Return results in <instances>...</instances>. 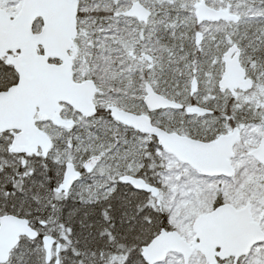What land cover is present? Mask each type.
<instances>
[{
	"label": "snow or ice",
	"instance_id": "snow-or-ice-1",
	"mask_svg": "<svg viewBox=\"0 0 264 264\" xmlns=\"http://www.w3.org/2000/svg\"><path fill=\"white\" fill-rule=\"evenodd\" d=\"M21 7V0H0V25H18ZM10 68L0 61V71ZM18 81L13 72L10 83ZM110 133V126L73 123L43 154L15 151L12 135L0 133V224L19 226L8 243L0 232V264H173V256L174 264H191L187 247L149 260V247L173 227L171 208L161 207L166 198L153 195L162 187L164 157L159 150L143 155L127 132ZM174 179L184 181L177 183L183 190L193 177L185 171ZM222 249L214 248L216 264H264V239L238 253L220 255Z\"/></svg>",
	"mask_w": 264,
	"mask_h": 264
},
{
	"label": "water",
	"instance_id": "water-1",
	"mask_svg": "<svg viewBox=\"0 0 264 264\" xmlns=\"http://www.w3.org/2000/svg\"><path fill=\"white\" fill-rule=\"evenodd\" d=\"M22 5V20L18 25H0V57L8 52H17L7 63L19 74L18 83L9 86L6 91H0V133L4 130L14 131L12 148L15 151L30 153L39 149L43 154L51 147L52 142L36 126L35 115L46 116L54 126L69 129L74 121L63 119L59 115L57 111L60 104L64 103L86 117L92 116L96 113L93 97L97 88L91 79L75 82L72 77L69 51L77 34L78 0H23ZM211 12L204 5H198V20H216L219 17L236 19L227 12ZM124 14L143 22L149 15L138 2H134ZM36 19L41 20V29L38 33H33L32 27ZM238 52L237 47L232 46L224 53V72L218 81V89L221 92L228 90L231 95L236 89L245 91L252 87L250 78H246L245 70L238 61ZM50 60L57 62L51 63ZM196 87V79L193 78L190 93ZM144 92L143 103L147 111L183 108L180 103L155 93L148 84ZM108 110L112 119L140 133L154 136L163 150L202 175L227 178L234 176L235 171L229 160L233 155V146L239 139L238 128H233L231 132L214 140L203 142L167 132L153 125L146 114H136L113 105ZM185 111L200 115L211 113L209 109L195 106L187 107ZM247 155L264 166V136ZM138 183L141 187L147 186ZM158 194L159 190L153 189V195L156 197ZM18 230L19 226L15 222L0 224L5 243ZM192 230L194 237H200L198 244L194 237L187 242L175 230L161 233L147 250L149 260H161L168 252L187 247L188 254L199 251L207 264H215L216 245H223L220 255H228L230 252L246 251L253 241L264 239L259 221L252 218L250 203L239 209L228 203L219 204L211 211L199 214L193 221Z\"/></svg>",
	"mask_w": 264,
	"mask_h": 264
},
{
	"label": "rangeland",
	"instance_id": "rangeland-1",
	"mask_svg": "<svg viewBox=\"0 0 264 264\" xmlns=\"http://www.w3.org/2000/svg\"><path fill=\"white\" fill-rule=\"evenodd\" d=\"M128 4L129 0H80L77 19L78 33L69 54L72 60L74 81L79 82L87 78L99 80L98 92L94 97V101L98 106L104 107L114 104L120 108L136 112L143 110L141 98L144 94V83L149 82L158 91L161 86L166 84V78L156 74L154 70H147L151 64L148 59L149 49L144 46L145 43L140 51L136 50L134 53L132 50L129 37H127L126 31L123 30L132 26L136 30L137 26L120 14V11L125 10ZM102 11L113 12L102 13ZM39 28L40 24L34 26L35 31ZM139 31L141 30L139 29ZM149 43L147 45L150 46L151 52L153 42ZM16 54V52H8L1 56L0 60L7 63ZM213 56L215 57V53ZM207 70L197 75L200 84L198 92L194 96L198 101L206 97L212 98L215 95L214 85L216 79L213 71ZM173 73L175 74V72ZM189 80L190 75H188L187 87ZM184 101L186 102V100ZM236 101L255 104L258 108L264 110V87L257 83L252 91L245 94L238 93ZM59 112L63 118H73L80 127L98 124L100 121L99 118H84L64 104L60 106ZM153 119L154 124L169 127L168 122L174 120V115L170 112H163L156 114ZM212 121L214 119H208V122ZM36 124L52 140L64 132L62 129L53 127L48 119L42 115H36ZM183 124L185 123L183 122ZM235 124L240 128V139L234 145L230 163L235 170L240 169L239 174L244 173L245 170L250 171V174H246L245 179L242 180L244 182L237 188L236 193L230 197L229 202L234 206H241L245 202H250L252 215L257 218L259 212L264 210V168L247 156L246 151L257 146L260 137L264 135V124L251 126L250 128L240 122H235ZM180 129L175 131L186 134L184 127ZM230 130L229 125H225L223 132ZM157 150L164 157L162 160L164 167L160 176L162 185L160 196L163 195L166 199L161 207L171 208L172 219L170 222L175 221L177 225L173 227L189 239L191 237L190 225L193 218L199 213L209 210V208L206 210L208 206L205 205L204 201L211 191L215 193L213 191L214 185H222L223 180L200 176L188 165L178 162L172 155L154 144L150 146L146 155L154 156L157 154ZM185 171H190L193 179L182 190L177 186V183L184 184V181L176 182L174 178L183 176ZM169 175L173 177V181L165 183V177ZM185 192L190 193V196L186 197ZM261 226L264 229V217ZM170 260L174 264L175 257H170ZM191 264L199 263L191 262Z\"/></svg>",
	"mask_w": 264,
	"mask_h": 264
},
{
	"label": "flooded vegetation",
	"instance_id": "flooded-vegetation-1",
	"mask_svg": "<svg viewBox=\"0 0 264 264\" xmlns=\"http://www.w3.org/2000/svg\"><path fill=\"white\" fill-rule=\"evenodd\" d=\"M78 1L80 4V0ZM134 2L141 4L148 11L149 15L145 22L139 21L134 16L127 17L133 25L137 26L136 30L133 29V26L126 29L127 37H129V43L134 53L136 50L140 51L143 48L144 43V46L149 49L150 55H148V59L151 66H149L147 70H154L156 74H166L168 70L172 69L173 72L190 75V80L195 78L197 83L196 90L193 93H190L189 87V89L186 91L187 93L185 92L184 94L182 89L178 87V84H176L177 80H175L173 83L174 86L170 89L172 93L167 91V85L161 86L157 91L149 82H145L143 85L144 94L141 98L143 110L136 111V113H146L150 117L153 125L170 132L178 133L175 130L183 127L184 109L167 108L155 111H147L143 103V98L145 96L144 89L146 84L150 85L155 93L169 99L170 101L180 103L182 106H184V108L195 106L210 109L206 106L208 102H213L216 104L219 103L223 107L229 98L235 97L234 99H236L237 95L235 94L237 91L231 95L229 92H227L228 90L221 92L218 89V81L224 72L223 55L232 46L237 47L239 51L238 61L241 67L245 70L246 75L252 79V76L248 71V67L256 68V66L253 64L250 58L248 59V53H246L247 50L242 45V43L251 42L252 40L264 41V0H129L127 9ZM198 5H204L206 8L212 11L211 13L222 14L227 12L229 15L235 16L236 19L232 20L219 17L216 20H198L196 13ZM125 10L120 11V14L123 15ZM212 16L215 15L212 14ZM38 24L41 25L40 19H36L33 23V31L36 33L40 30V28L39 30L35 31L34 26ZM139 29L142 32L139 31ZM137 31L141 32L142 34ZM168 38H170L173 43L166 44V39ZM149 42H153L151 52L150 46L147 45V43L150 44ZM214 53L215 57L213 56ZM176 69L180 71H176ZM207 69L213 71L216 79V84L214 85L215 95L212 98L206 97L205 99L198 101L194 96L198 92L200 84V79L197 77V75L204 73ZM96 86L97 93L98 85ZM96 93L94 97L96 96ZM94 97L93 102L97 111L96 115L91 117H83L100 118L102 116L104 117V120H100L98 124L105 123L107 121V116L111 118L108 107L114 104L100 107L95 103ZM184 100H186V102ZM163 112H170L174 115V120H170L168 122L169 127H164L162 125L153 123V117L156 114ZM192 117L202 119L210 117L216 121L213 113L210 115H193ZM194 121L195 122H192L191 124L192 128H197L200 125L205 126L204 124H200L199 121L196 122V119H194ZM204 121L208 122V120ZM114 123L128 129L123 131L118 129L115 132V135L119 133L120 137L123 138L125 132H127L129 138H134L130 140V143H138V145L142 147L144 154L149 151V148L152 144L158 146L154 136L149 134H141L132 128L126 127L116 121ZM225 125L227 124H222L223 129ZM223 129L221 132L216 134L215 137L220 134L227 133L223 132ZM211 139L204 141H209ZM198 140L203 141V139ZM235 171L236 174L239 172L237 170ZM239 180L240 177L238 176L237 180L235 181V183H238L237 188L242 183V180ZM236 190L237 189H235V191H233L231 194H227V197H232L236 193ZM263 217L264 210H261L258 217L254 218L255 220L260 221V226ZM261 229H263L262 226ZM190 233L191 237L188 240L193 237L191 228ZM191 256V262H203L200 264H204L205 258L198 251H193Z\"/></svg>",
	"mask_w": 264,
	"mask_h": 264
},
{
	"label": "trees",
	"instance_id": "trees-1",
	"mask_svg": "<svg viewBox=\"0 0 264 264\" xmlns=\"http://www.w3.org/2000/svg\"><path fill=\"white\" fill-rule=\"evenodd\" d=\"M112 12L113 11H105V12L102 11V13H112ZM169 43H173V41L170 38L166 39V44H169ZM242 45L245 47L247 51L251 52L249 53L246 51V53H248V59L250 58L253 64L257 68L256 69V68L248 67L249 73L251 74L255 82H259L261 86L264 87V41L252 40L251 42L242 43ZM3 65H7V64L3 62ZM176 71H180V70L176 69ZM13 72L14 71L12 68H10L8 72L0 71V84H7L8 86H10L11 85L10 81L13 78ZM158 75H162L166 78V82H165L166 84L164 85H167L166 89L168 92L172 93L170 89L174 86L173 83L175 82V80H177L176 84H178V87L182 89L184 94L187 91L186 83L188 80V75L184 73H176V72L174 74L172 69L168 70L166 74H158ZM94 80L96 83H98V85H100L99 80H97L96 78H94ZM179 81H180V84H179ZM206 106L212 109L213 115L216 118V121L207 122L204 120H208L210 119V117L208 118L206 117L203 119L194 118L191 115H187L183 112V122L185 123L183 124V127L186 129L185 130L186 134L189 135L190 137L203 139V140L211 139L216 134L222 131L223 123L233 125L235 122H240L249 128L251 126H260L264 124V110L261 108H258L255 104H251V103L248 104L246 102L241 103V102L236 101V99L234 98H229L223 107L219 103L216 104L213 102H208ZM194 119L197 120L196 122L199 121L200 124H204L205 126L200 125L197 128H192L191 124L192 122H195ZM94 125H100L102 128H107L110 126L111 133L109 135H111L113 138L115 137V132L118 129L120 131L128 130L124 127L116 125L114 121L108 116H107V121L105 123L94 124ZM86 144L87 142H85V146ZM132 145L140 148L142 153L144 152L142 151V147L139 146L138 143L132 144ZM143 155H146V153L145 154L143 153ZM246 174H250V171L245 170L244 173L241 174L240 180L245 179L244 177L246 176ZM235 181L230 182V183L226 181L227 184L224 187V192L218 191L216 193H212L211 191L204 201L205 205L208 206L206 207V210H208L207 208L210 209L221 202L228 201L230 198L227 197L228 196L227 194L233 193V191H235L237 187L238 183H235ZM171 219L172 217L170 214V220ZM170 223L172 224V226L177 225L175 221L174 222L171 221Z\"/></svg>",
	"mask_w": 264,
	"mask_h": 264
}]
</instances>
